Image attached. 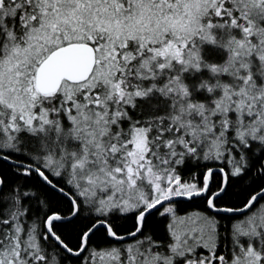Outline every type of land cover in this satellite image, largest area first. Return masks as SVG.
<instances>
[{
  "label": "snow or ice",
  "instance_id": "1",
  "mask_svg": "<svg viewBox=\"0 0 264 264\" xmlns=\"http://www.w3.org/2000/svg\"><path fill=\"white\" fill-rule=\"evenodd\" d=\"M0 264H264V0H0Z\"/></svg>",
  "mask_w": 264,
  "mask_h": 264
}]
</instances>
